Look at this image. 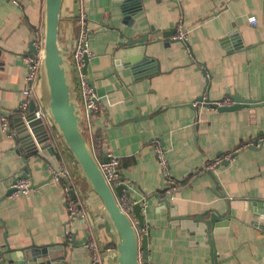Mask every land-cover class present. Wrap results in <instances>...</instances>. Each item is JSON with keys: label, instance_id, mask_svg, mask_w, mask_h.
I'll return each instance as SVG.
<instances>
[{"label": "crops", "instance_id": "1", "mask_svg": "<svg viewBox=\"0 0 264 264\" xmlns=\"http://www.w3.org/2000/svg\"><path fill=\"white\" fill-rule=\"evenodd\" d=\"M75 2L64 0L60 29L70 53L78 34ZM80 11L90 30L86 73L102 110L90 142L99 161L109 153L119 157L123 191L143 201L146 224L138 229L148 235L150 264H264V143L258 145L264 105L220 111L197 100L264 99V0H86ZM44 17L45 0H0V264L45 258L92 264L89 239L105 255L114 246L101 199L78 177L49 126L57 159L47 150H27L14 124L24 56L32 52L33 34H43ZM178 32L185 38H176ZM129 40L134 43L121 45ZM155 140L167 149L177 188L171 207L160 192L167 183ZM217 159L220 164L204 170ZM61 165L70 171V184L52 179L28 194L8 195L25 174L40 183ZM66 188L81 205L75 218ZM212 209L225 215L210 234ZM131 218L138 223L132 207Z\"/></svg>", "mask_w": 264, "mask_h": 264}, {"label": "water", "instance_id": "2", "mask_svg": "<svg viewBox=\"0 0 264 264\" xmlns=\"http://www.w3.org/2000/svg\"><path fill=\"white\" fill-rule=\"evenodd\" d=\"M63 6L64 0H45L44 44L40 66L39 88L48 116L49 127L61 140L65 150L73 158L78 177L87 184L91 191L99 196L103 203L100 216L103 220V225L108 229L115 248L114 252L106 257L107 264H150L148 235L144 234L141 236L138 231V228H144L146 224V218L142 212L143 201L137 202L132 206V210L138 219V223L134 224L131 217L121 208L118 200L123 194L126 185L123 183L114 189L110 186L100 166V161L84 133L83 112L79 101L77 82L72 69L71 53L62 46L60 41ZM74 11L75 16L78 17L80 13L79 0L75 2ZM165 35L168 37L170 34L166 32ZM233 35L236 36V34ZM35 39L36 34H33L32 41ZM132 43L134 42L129 40V42L121 43V45ZM31 51H35L33 45L31 46ZM88 64L89 58L86 57V72ZM231 97L235 101L231 106H219L215 103V100L210 97L205 98L204 95L200 96L197 100L203 103L204 106L213 107L220 111L239 110L244 107L255 110L258 106L264 105V99L243 98L239 94L232 95ZM36 107V102L32 100L28 113L22 114L18 111L14 119L16 133L27 150L40 155H42V150H47L57 159L58 155L51 143L49 128L41 118H36ZM1 113L7 115L6 111ZM23 160L25 163L26 159ZM102 160L106 161L107 156H104ZM53 176L54 174H51L47 180L40 183H36L30 174H25L23 177L30 178L31 188L34 189L50 182ZM64 179L70 184L68 177ZM12 190L8 192V195L11 194ZM167 190L168 187H164L160 192L166 193L164 202L171 207V199L175 193H167ZM176 191L177 188H175L174 192ZM210 211L214 212L210 219L207 220L209 231L219 216L225 215L218 210L212 209ZM202 217L203 215H196L194 219L198 220ZM73 243H79V241L74 239ZM213 252H216L215 247L213 248ZM29 264H71V262L45 258L40 263L29 262Z\"/></svg>", "mask_w": 264, "mask_h": 264}, {"label": "built area", "instance_id": "3", "mask_svg": "<svg viewBox=\"0 0 264 264\" xmlns=\"http://www.w3.org/2000/svg\"><path fill=\"white\" fill-rule=\"evenodd\" d=\"M84 1L86 0H80V7ZM250 19L251 22L256 23V19L254 17ZM77 24H78V34L76 38L75 48L71 52V60H72V69H73L74 77L78 86L79 101L83 112V130L90 142V140L92 139L91 130L102 110L96 89L85 71L86 57L89 58L91 56V51L89 49V44H88L90 30L88 27L87 18L85 14L82 13V11H80L77 17ZM178 33L179 34L176 35V38L179 39L185 38L183 32L181 33L178 32ZM43 44H44V35L42 34L40 37L36 35V39L33 41L32 44L35 51L28 53L24 56V62L26 64V72L24 76V87L22 90L23 100L19 109L22 114H26V111L29 110L30 108L31 101L34 100L37 106L35 110L36 118H41L47 126H50L48 116L46 114L41 99V95L38 92L40 86V66L43 56ZM215 103L219 106H231L235 103V101L231 96H226L222 99L215 100ZM2 121H3L2 123L3 127L7 128L8 123L6 119L3 118ZM263 143H264V137L260 139L258 145L260 146ZM248 145L251 146L253 144L247 143L245 147H247ZM154 148L159 165L166 178V183H167L166 187H168L167 193L170 194L174 193L176 184L174 178L171 176L170 173V164L168 161L167 149L164 147V145L161 143L160 140H155ZM232 156L233 153L231 152L227 153L224 159L230 161ZM221 160L222 159H217L209 163L204 170H212L216 165L221 163ZM119 164H120L119 157L112 153L107 154L106 161H100V166L103 170V173L108 183L113 189L123 183V180L119 175V170H118ZM65 177L70 178V171L61 165L59 167V170L54 173L53 180L60 181V180H64ZM12 189L13 190L11 195L15 197L19 195L28 194L32 189L31 182L28 178L25 177L19 178L12 186ZM66 194L68 196V205H67L68 212L72 218H75L81 212V205L76 198L70 196L69 188H66ZM118 200L121 208L131 217V207L133 204H135V201L133 202L132 198L126 192H124ZM142 230H144V228H142ZM85 247L90 253L92 264H107L106 257L109 254H112L115 250L114 246L106 247L105 251L107 255H105L103 251L100 249L96 239L94 238L89 239L85 244ZM0 261H1V256H0Z\"/></svg>", "mask_w": 264, "mask_h": 264}]
</instances>
